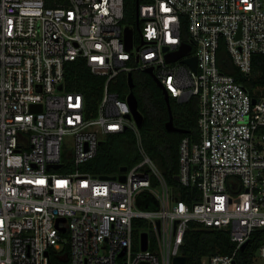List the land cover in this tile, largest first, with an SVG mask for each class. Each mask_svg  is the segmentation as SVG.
Returning a JSON list of instances; mask_svg holds the SVG:
<instances>
[{
	"label": "built area",
	"instance_id": "1",
	"mask_svg": "<svg viewBox=\"0 0 264 264\" xmlns=\"http://www.w3.org/2000/svg\"><path fill=\"white\" fill-rule=\"evenodd\" d=\"M124 17L125 0H0V264H172L190 223L225 230L234 245L200 264H236L264 227V87L250 93L217 65L222 42L251 79L264 0H141L135 24ZM183 45L187 54L167 62ZM78 60L104 78L94 109L65 79ZM149 68L169 98H197V137L181 139L175 177L191 203L146 154L128 94L112 90L118 76ZM127 130L138 163L114 176L80 170L103 138ZM143 192L156 211L138 207ZM137 220L153 232L145 251ZM255 254L264 258V242Z\"/></svg>",
	"mask_w": 264,
	"mask_h": 264
},
{
	"label": "trees",
	"instance_id": "2",
	"mask_svg": "<svg viewBox=\"0 0 264 264\" xmlns=\"http://www.w3.org/2000/svg\"><path fill=\"white\" fill-rule=\"evenodd\" d=\"M137 2L140 3L141 0H125L123 21L125 24H135ZM186 37L187 32L183 29L182 38ZM222 44L221 42L217 58V65L221 71L243 83L250 93L255 87H264V55L253 56L252 76L246 81L227 57ZM65 79L68 88L84 94L91 108L94 109L102 93L104 78L92 74L85 63L78 60L66 66ZM132 80L131 91L137 99V109L143 117V123L139 128L142 146L148 157L157 165L167 184L176 189L187 203H191L189 188H183L175 177L178 173V147L181 139L197 137V98L193 97L184 103H178L170 98L173 126L184 131L171 132L165 127L169 114L162 90L153 78L143 71L132 72ZM112 90L117 92L120 98H124L130 92L127 76H118ZM139 161L134 133L127 130L106 136L99 145L96 156L81 165L80 170L91 175L114 176L119 173L121 167L129 168ZM134 227L136 239L138 234L146 233L152 247L154 238L150 225L144 220H137ZM262 242H264V227L252 234L244 251L237 253L236 264H253L255 253ZM233 249L234 245L230 242L227 231L190 223L180 253L188 258V264H200L204 258L230 254ZM50 264H69V262L61 261L55 256L52 257Z\"/></svg>",
	"mask_w": 264,
	"mask_h": 264
},
{
	"label": "water",
	"instance_id": "3",
	"mask_svg": "<svg viewBox=\"0 0 264 264\" xmlns=\"http://www.w3.org/2000/svg\"><path fill=\"white\" fill-rule=\"evenodd\" d=\"M135 16H136V19L138 20V2L136 3ZM124 34H125L126 45H127V47L130 48V46H131V31L128 28H126L124 30ZM188 50H189V48L186 45H183L180 48V50L177 51L176 53L166 56L167 62H174V61L184 57L187 54ZM182 62L187 64L192 70H194V71L196 70V60H195V58L184 59V60H182ZM144 72L149 74L153 78L154 82L162 90V93L164 95V99H165V101L167 103L168 114H169L168 122L165 125L166 129L168 131H171V132L183 133L184 132L183 130L176 129L173 126V117H172V112H171V108H170V98L168 96L167 91L164 89V87L159 82V80L156 79L152 68L146 69ZM127 79H128V86H129L130 92L128 93L126 100H127V103H128V105L130 107L131 115L134 118L137 126L140 128L142 123H143V117H142V115L140 114V112L137 109V99H136L135 95L133 94V92L131 91V89L133 87L132 73H128ZM101 143H102V141L100 142V144ZM126 168L127 167H125V166L121 167L120 171L124 172V171H126ZM119 179L120 180H124V177L121 176V177H119ZM176 180H178V178H176ZM145 199L150 201V202L148 204H146L144 202ZM137 205L141 209H147V210H152V211H156L157 208H158L157 202L155 201V199L148 192H143V193H141L139 195V197L137 198ZM61 221H63V220L61 219ZM156 225L158 226V221H156ZM61 231H63V230H61ZM147 239H148V235L146 233H142L140 235V243H141L140 247H141L142 251H145L146 248H147ZM246 246H247V243L243 244L241 246L240 250L244 251ZM65 259L66 258H64V260ZM172 264H188V258L185 257V256H182V255L177 256V257H175L172 260ZM233 264H235V263H233Z\"/></svg>",
	"mask_w": 264,
	"mask_h": 264
},
{
	"label": "rangeland",
	"instance_id": "4",
	"mask_svg": "<svg viewBox=\"0 0 264 264\" xmlns=\"http://www.w3.org/2000/svg\"><path fill=\"white\" fill-rule=\"evenodd\" d=\"M105 138H103V140ZM253 264H264V258H261L260 256H258V254H255V257H254V260H253Z\"/></svg>",
	"mask_w": 264,
	"mask_h": 264
}]
</instances>
